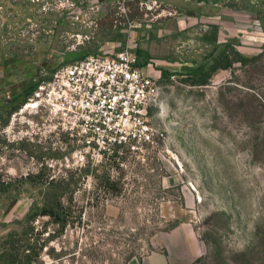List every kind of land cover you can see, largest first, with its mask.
<instances>
[{
  "label": "rangeland",
  "instance_id": "obj_1",
  "mask_svg": "<svg viewBox=\"0 0 264 264\" xmlns=\"http://www.w3.org/2000/svg\"><path fill=\"white\" fill-rule=\"evenodd\" d=\"M225 45L252 60L203 86L163 78L160 155L80 163L60 135L48 144L25 104L5 114L10 95L82 53L140 49L162 77L207 72L224 51L233 58ZM104 174L120 193L103 189ZM49 182L69 224L35 217L26 236L46 242L33 264H117L130 253L137 264L174 222L201 242L195 264H264V0H1L0 250L9 234L25 247L23 222Z\"/></svg>",
  "mask_w": 264,
  "mask_h": 264
},
{
  "label": "built area",
  "instance_id": "obj_2",
  "mask_svg": "<svg viewBox=\"0 0 264 264\" xmlns=\"http://www.w3.org/2000/svg\"><path fill=\"white\" fill-rule=\"evenodd\" d=\"M168 78L175 81L174 74ZM162 80L128 49L90 54L58 66L37 84L25 107L40 117L47 136L60 135L61 147H74L72 156L80 163L160 155L166 139L156 123Z\"/></svg>",
  "mask_w": 264,
  "mask_h": 264
},
{
  "label": "trees",
  "instance_id": "obj_3",
  "mask_svg": "<svg viewBox=\"0 0 264 264\" xmlns=\"http://www.w3.org/2000/svg\"><path fill=\"white\" fill-rule=\"evenodd\" d=\"M227 49H229L230 52L233 51V58L229 59L228 57L229 53H226V51H224L225 53H222L218 59H215V61L210 66L207 72L201 73L200 69H195V70L192 69V70H188L186 73H170V74L183 76V81L189 83V85L191 86H203L208 84L211 75L217 69H228L230 68L232 62H239L246 64V62L252 60L250 58L243 57L241 54L234 51L230 45H225L224 50ZM135 53L137 57L140 59V64L145 65L148 63L149 56L146 53L142 52L140 49H136ZM90 54H94V53H90V52L82 53L77 58L64 60L60 65L65 64L67 62H71L76 59H81ZM56 68L51 69L46 75V77H41L37 81H30L28 87L24 88L21 92L9 96V98L5 103L6 106L5 114L7 118L26 103L27 98L31 95L33 90L36 88L37 84L42 80L48 79ZM161 74H162V79L168 78V76L170 75L168 74V72L162 70H161ZM83 171L89 172L87 169H83ZM32 178H35V176H28L26 178V181L31 182ZM100 183L102 184L103 189L109 193L118 194L122 190L121 189L122 187H120L116 181L111 180L110 177L105 174L101 177ZM69 185H70L69 181L65 182V188H68ZM54 187L55 185H53V182H49L48 189L50 192L43 196L41 205L39 206L35 205L31 208L30 212L27 214L26 219L23 222V227L21 228V232H20L21 236L23 237L26 235L32 236L33 229L30 226V224L35 219L36 216L48 217L50 219V222L55 224L59 231H62L69 224V214L66 212L67 208L61 201V198L55 197V195L52 193ZM177 224H178L177 222L170 224L162 232L171 231L172 229L177 227ZM25 242H26V245H24L25 247H23V249L19 251L17 250V247L15 245L16 240L13 239L12 234H9L6 239H3L0 250V264H33L34 261L37 259L38 250L44 246L46 241H42L41 243H38L37 240H35L34 241L35 243L33 242L34 243L33 244L31 243L30 238L26 236ZM36 243L39 244V246L35 251L34 247ZM135 258L136 256L133 253H130L122 257L120 259L121 261L117 264H128ZM140 262L141 259H138V263Z\"/></svg>",
  "mask_w": 264,
  "mask_h": 264
},
{
  "label": "crops",
  "instance_id": "obj_4",
  "mask_svg": "<svg viewBox=\"0 0 264 264\" xmlns=\"http://www.w3.org/2000/svg\"><path fill=\"white\" fill-rule=\"evenodd\" d=\"M158 246L137 264H195L203 251L194 231L187 226L164 233Z\"/></svg>",
  "mask_w": 264,
  "mask_h": 264
},
{
  "label": "flooded vegetation",
  "instance_id": "obj_5",
  "mask_svg": "<svg viewBox=\"0 0 264 264\" xmlns=\"http://www.w3.org/2000/svg\"><path fill=\"white\" fill-rule=\"evenodd\" d=\"M48 144L50 145L53 142V138L51 136L47 137Z\"/></svg>",
  "mask_w": 264,
  "mask_h": 264
}]
</instances>
